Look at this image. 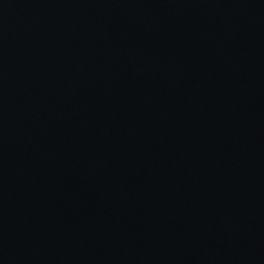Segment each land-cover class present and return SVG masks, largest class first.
<instances>
[{
	"label": "water",
	"instance_id": "1",
	"mask_svg": "<svg viewBox=\"0 0 264 264\" xmlns=\"http://www.w3.org/2000/svg\"><path fill=\"white\" fill-rule=\"evenodd\" d=\"M0 264H264V0H0Z\"/></svg>",
	"mask_w": 264,
	"mask_h": 264
}]
</instances>
